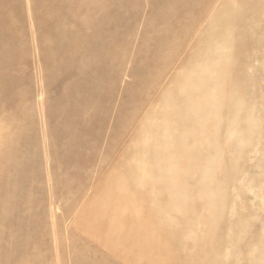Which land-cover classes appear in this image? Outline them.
Returning a JSON list of instances; mask_svg holds the SVG:
<instances>
[{
	"label": "rangeland",
	"instance_id": "obj_1",
	"mask_svg": "<svg viewBox=\"0 0 264 264\" xmlns=\"http://www.w3.org/2000/svg\"><path fill=\"white\" fill-rule=\"evenodd\" d=\"M240 3L0 0V264H264V125L228 156L219 120L179 91L214 15L228 23V78L240 77L243 56H264V10L251 18ZM149 139L171 141L167 155L146 157ZM190 146L217 170L178 192L182 202L152 178L169 180L163 160L186 168ZM136 164L149 202L175 203L144 216L169 225L173 214L195 240L147 238L115 215L121 202L107 189Z\"/></svg>",
	"mask_w": 264,
	"mask_h": 264
},
{
	"label": "bare ground",
	"instance_id": "obj_2",
	"mask_svg": "<svg viewBox=\"0 0 264 264\" xmlns=\"http://www.w3.org/2000/svg\"><path fill=\"white\" fill-rule=\"evenodd\" d=\"M48 3L51 0H42ZM226 3V2H225ZM188 4V3H187ZM193 4V3H192ZM241 5L247 8V16L256 18L261 15V10H264V0H259L257 4H253L249 1H242ZM236 23V22H234ZM227 21L220 19L219 15H214L212 20L203 28L201 36L198 42V62L194 65L191 71L183 76V82L179 86L180 94L183 95L185 100L193 98L197 100V107H200L203 115L209 114L219 120L220 130L219 138L221 143L223 140L227 141V155L231 154V149L240 142L242 149L246 146L249 133H258L260 128L264 125V90L260 97L255 94L256 88L262 86L264 81L261 76V69L264 70V56L260 57L250 56V58L243 56V62L245 67L240 71L239 78H228L229 54L231 50V44L227 35L229 30L227 28ZM2 28V26H1ZM244 28H249L248 25ZM257 38L255 32L250 33L247 43H253ZM228 40V41H227ZM243 45V44H242ZM13 55V53H12ZM259 65L258 69L255 68ZM252 67L254 78L252 79L246 74V70ZM252 75V76H253ZM262 88V87H261ZM204 89L201 93L200 90ZM190 101V100H189ZM189 101H185L187 104ZM165 141L169 140H164ZM151 143V145H150ZM161 147V144L156 145V141L149 139V144L144 146L141 150L142 153L148 157H154L162 152L164 156L167 155L171 141L165 143ZM211 144L209 142L204 143V148L208 149ZM186 148V146H185ZM190 155V163H187L186 168H182L183 162L181 160L169 161L163 160L162 165L166 168L165 171L170 172L169 180L161 174L159 177L154 176L153 181L158 183L156 186L161 188H170L174 191L182 202H186V195L180 196L179 193H187V187L192 182H199L201 178L207 174H210L212 178L217 170V164L212 156L217 157L218 153L222 151V146L218 145L217 151L210 157L208 165L203 167V161L201 157L195 155L197 151L192 146L188 147ZM193 150V151H192ZM261 153V152H260ZM259 152H254L256 156L261 157ZM160 155V153H159ZM230 161L226 162L225 166L229 167ZM138 165H130L126 167L123 174H121L115 182L108 187V194L110 197H114L120 201L119 212L116 216L125 218L129 221L130 231L144 232L147 238L156 240L157 237H162L164 240H168L171 236L178 237L179 242L184 243L191 240H195V235L183 229L181 224L179 225L173 214H167L166 222H161L158 217L149 215L144 216L143 210L147 207L150 212H155L156 201L163 200L166 202L164 205L166 210L175 206L172 197L164 200L163 197L155 195L152 199H148L149 194H154V189L149 187L146 183L145 167L136 168ZM262 178H264V163L258 164ZM169 169V170H168ZM141 173L138 178L137 173ZM181 174L180 180L174 178V174ZM227 173V172H225ZM172 174V176H171ZM148 175V174H147ZM170 182V185H166ZM201 182V181H200ZM199 182V183H200ZM183 187L184 190L181 188ZM239 190L244 189L245 186H237ZM236 188V187H235ZM163 189H161L162 191ZM186 190V191H185ZM110 201V200H109ZM149 202V203H148ZM111 203V202H110ZM108 204V203H107ZM109 206V205H108ZM182 215L183 210L181 209ZM164 216V215H163ZM184 218V215L183 217ZM122 222L119 221L118 228L121 229Z\"/></svg>",
	"mask_w": 264,
	"mask_h": 264
}]
</instances>
